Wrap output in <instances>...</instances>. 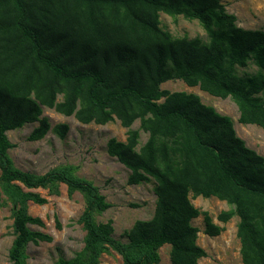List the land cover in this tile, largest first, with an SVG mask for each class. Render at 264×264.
Here are the masks:
<instances>
[{"label":"trees","instance_id":"obj_1","mask_svg":"<svg viewBox=\"0 0 264 264\" xmlns=\"http://www.w3.org/2000/svg\"><path fill=\"white\" fill-rule=\"evenodd\" d=\"M196 20L206 34L175 36L159 13ZM220 0H0V207L11 206L10 264H27L29 243L51 235L28 212L47 198L35 189L84 201L77 223L83 246L54 264H98L116 252L123 264H158L168 244L170 264H197L206 255L196 242L224 228L192 197H216L231 206L217 219L238 217L236 236L242 264H264V156L246 146L232 119L192 92L161 88L181 80L237 106L238 122L264 128V30L238 26ZM61 95L60 101L57 96ZM88 124L118 119L126 138H110L107 152L128 170V184L152 182L153 215L113 236L111 221L99 222L110 204L78 165L61 164L44 173L15 166L6 132L39 121L28 135L41 139L50 126L42 107ZM138 120V128L132 123ZM67 124L57 127L63 137ZM140 130L147 134L139 145ZM56 220L57 228L60 224Z\"/></svg>","mask_w":264,"mask_h":264},{"label":"rangeland","instance_id":"obj_2","mask_svg":"<svg viewBox=\"0 0 264 264\" xmlns=\"http://www.w3.org/2000/svg\"><path fill=\"white\" fill-rule=\"evenodd\" d=\"M228 12L236 17V24L244 28L264 30V0H220ZM160 25L172 35L201 37L206 34L196 20H187L182 16L175 19L165 13H159ZM161 88L169 91L192 92L200 100L211 105L221 114L229 116L233 121L236 134L242 138L246 146L264 156V128L256 124H241L238 122V109L229 98L222 99L201 90L197 85L189 86L181 80H168L161 83ZM61 95L57 96L60 101ZM45 118L49 130L38 140H29L28 135L39 121L26 123L21 128L8 130L6 135L13 144L9 154L16 167L34 172L45 171L61 164L78 165V174L96 184L105 200L110 204L102 214L97 215V221H111L113 236L127 241L125 232L136 220H148L152 217L155 206L153 183L128 184L129 170L107 152V141L115 138L124 141L126 128L114 118L105 124L81 123L73 116H65L54 108L43 106L39 120ZM67 124L68 130L61 137L57 132L60 124ZM139 121L135 120L131 127L138 128ZM147 138L140 130L139 145ZM47 198L46 203L39 205L29 203L28 212L39 217L43 226L29 225L32 229L41 230L51 235L50 241L29 243L27 246V264H54L61 255L70 258L83 246L84 231L77 223V218L83 210L84 201L79 192L70 197L66 187L61 185L58 195L48 194L47 190L35 189ZM191 203L200 211H206L212 221L224 229L216 236L203 233L202 215L191 220V224L199 228L196 242L206 255L198 259L197 264H242L240 258V243L236 236L237 216H232L223 223L217 215L231 208L225 201L216 197H192ZM57 218L60 227L57 228ZM12 217L9 203L0 207V264H10L8 249L13 239L11 229ZM169 245L164 244L158 249L160 260L158 264H170ZM98 264H123L121 257L114 251L102 254Z\"/></svg>","mask_w":264,"mask_h":264},{"label":"crops","instance_id":"obj_3","mask_svg":"<svg viewBox=\"0 0 264 264\" xmlns=\"http://www.w3.org/2000/svg\"><path fill=\"white\" fill-rule=\"evenodd\" d=\"M65 186V185H64Z\"/></svg>","mask_w":264,"mask_h":264}]
</instances>
